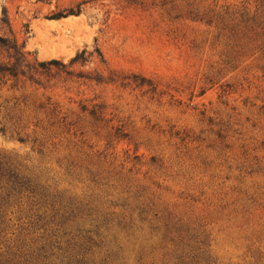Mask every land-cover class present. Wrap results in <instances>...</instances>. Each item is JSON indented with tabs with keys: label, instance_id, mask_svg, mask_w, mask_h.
<instances>
[{
	"label": "rangeland",
	"instance_id": "374dc122",
	"mask_svg": "<svg viewBox=\"0 0 264 264\" xmlns=\"http://www.w3.org/2000/svg\"><path fill=\"white\" fill-rule=\"evenodd\" d=\"M0 64V128L30 135L0 134L3 153L115 222L142 208L216 264H264V0H0ZM34 132L56 144L44 161ZM68 155L94 176L61 168ZM135 238L132 259L150 248Z\"/></svg>",
	"mask_w": 264,
	"mask_h": 264
},
{
	"label": "trees",
	"instance_id": "16d2710c",
	"mask_svg": "<svg viewBox=\"0 0 264 264\" xmlns=\"http://www.w3.org/2000/svg\"><path fill=\"white\" fill-rule=\"evenodd\" d=\"M235 14L230 8L225 9V16L233 17ZM204 20L202 18V22ZM223 21L218 16L205 23L209 26L216 24L219 29L225 24ZM9 43L4 46L20 55L18 45ZM97 52L101 55L99 50ZM87 55L88 51L83 50L69 65L87 63L93 54ZM48 64L62 65L57 60ZM8 71L0 64V75ZM50 115L58 119L60 125L57 130L61 133L70 131L73 124L68 122V116H60L57 106L51 108ZM8 133L22 143L30 138L21 131L12 132L5 126L0 128L2 136ZM32 136L38 155L44 161L48 158L49 149H55L56 144L51 142L50 136L38 139L35 132ZM96 157L101 161L99 154ZM81 162L86 160L71 155L57 160L67 172L85 169L93 175V166L88 164L85 167ZM45 177L40 168L36 173L16 157L0 150V264H216L217 260L206 244L190 242L183 236L180 226L172 223L157 225L154 221H158V217L151 219L149 212L142 208L115 222L108 217L110 214L97 206L74 202L64 191L49 184L50 180ZM110 216L114 217V214ZM11 226L14 229L9 230ZM137 233L143 234L150 248L147 250L146 246H141L132 259L123 240L131 243L136 240ZM156 238L161 239L158 245L152 243ZM261 257L258 250L251 258L252 263H257Z\"/></svg>",
	"mask_w": 264,
	"mask_h": 264
},
{
	"label": "bare ground",
	"instance_id": "6f19581e",
	"mask_svg": "<svg viewBox=\"0 0 264 264\" xmlns=\"http://www.w3.org/2000/svg\"><path fill=\"white\" fill-rule=\"evenodd\" d=\"M81 22V19L78 17H71L67 18L62 22H50L47 24V26L50 27H61L62 25H79ZM48 53V52H47Z\"/></svg>",
	"mask_w": 264,
	"mask_h": 264
}]
</instances>
